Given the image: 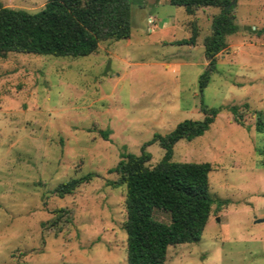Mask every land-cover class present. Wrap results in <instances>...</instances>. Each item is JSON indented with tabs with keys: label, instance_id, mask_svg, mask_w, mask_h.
I'll use <instances>...</instances> for the list:
<instances>
[{
	"label": "rangeland",
	"instance_id": "1",
	"mask_svg": "<svg viewBox=\"0 0 264 264\" xmlns=\"http://www.w3.org/2000/svg\"><path fill=\"white\" fill-rule=\"evenodd\" d=\"M46 0H0L39 11ZM216 6L188 14L168 0H133L131 33L85 56H0V264H126L125 185L110 171L122 152L140 153L155 132L219 108L201 135L179 139L173 161L209 162L213 205L198 241L167 248L164 264H264V0H235L239 29L226 36L202 91L203 40ZM198 28L194 44L179 43ZM246 108L243 125L227 107ZM100 130H107L103 137ZM150 166L160 160L147 146ZM91 173L72 193L56 188ZM68 208L66 236L43 224ZM153 217L169 222L154 209ZM63 229V230H64Z\"/></svg>",
	"mask_w": 264,
	"mask_h": 264
},
{
	"label": "trees",
	"instance_id": "2",
	"mask_svg": "<svg viewBox=\"0 0 264 264\" xmlns=\"http://www.w3.org/2000/svg\"><path fill=\"white\" fill-rule=\"evenodd\" d=\"M182 6L188 14L203 6H216L211 30L204 37L206 64L198 76L200 95L215 70L218 54L226 47V36L239 27L234 21L230 0H168ZM133 0H46L39 11L0 5V56L8 52L33 53L60 57L85 56L95 52L104 40L126 39L131 33ZM198 28L194 25L187 39L179 43L194 44ZM201 119H184L165 134L155 132L140 147V153L122 152L121 159L110 169L125 185L126 264H164L167 248L179 243L198 241L207 224L211 207L220 208L227 200L210 193L209 162L173 161V146L179 139L191 140L203 134L214 121L219 108L201 101ZM232 119L243 125L246 108L227 107ZM254 128L264 133V110L255 114ZM106 137L107 130H100ZM157 142L163 149L158 162L148 164L151 154L147 146ZM261 165L264 166V146ZM91 173L71 178L56 188V194L72 193ZM154 209L169 214V222L153 217ZM71 222L68 208L59 207L43 224L46 229L62 231ZM64 229V230H63Z\"/></svg>",
	"mask_w": 264,
	"mask_h": 264
},
{
	"label": "water",
	"instance_id": "3",
	"mask_svg": "<svg viewBox=\"0 0 264 264\" xmlns=\"http://www.w3.org/2000/svg\"><path fill=\"white\" fill-rule=\"evenodd\" d=\"M235 0H230L229 5H234ZM256 221H264V217L256 219Z\"/></svg>",
	"mask_w": 264,
	"mask_h": 264
}]
</instances>
